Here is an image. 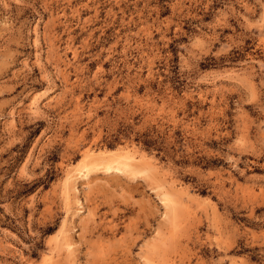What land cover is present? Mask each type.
I'll return each mask as SVG.
<instances>
[{"label":"rangeland","instance_id":"rangeland-1","mask_svg":"<svg viewBox=\"0 0 264 264\" xmlns=\"http://www.w3.org/2000/svg\"><path fill=\"white\" fill-rule=\"evenodd\" d=\"M0 264H264V0H0Z\"/></svg>","mask_w":264,"mask_h":264},{"label":"bare ground","instance_id":"bare-ground-1","mask_svg":"<svg viewBox=\"0 0 264 264\" xmlns=\"http://www.w3.org/2000/svg\"><path fill=\"white\" fill-rule=\"evenodd\" d=\"M131 158H132V157H131ZM131 158H130V159H131ZM133 161H134V160H133ZM127 163H128V162H127ZM123 165H124V164H123ZM124 166H125V168H126V165H124ZM130 167H131V166H130ZM114 168H115V167H114ZM109 169L111 170V166H110ZM127 169H128V168H127ZM85 170H86V169H85ZM85 170H84V171H85ZM88 170H89V169H88ZM116 170L118 171V170H121V169L118 168V169H116ZM116 170H115V171H116ZM123 170H124V169H123ZM86 171H87V170H86ZM125 172H126V171H125ZM75 173H76V172H75ZM82 173H83V172H82ZM90 173H91V172H90ZM123 173H124V172H123ZM83 175H84V173L82 174V177H83ZM85 175H86V174H85ZM69 176H70V171H69ZM74 176H75V175H74ZM71 177H72V176H71ZM82 177H81V178H82ZM86 177H87V176H86ZM79 178H80V177H79Z\"/></svg>","mask_w":264,"mask_h":264}]
</instances>
